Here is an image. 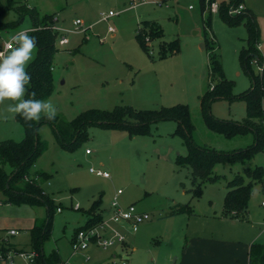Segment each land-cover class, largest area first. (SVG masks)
Listing matches in <instances>:
<instances>
[{
  "label": "rangeland",
  "instance_id": "374dc122",
  "mask_svg": "<svg viewBox=\"0 0 264 264\" xmlns=\"http://www.w3.org/2000/svg\"><path fill=\"white\" fill-rule=\"evenodd\" d=\"M8 1L12 8L0 16V48L18 32L31 36L40 29L32 28L29 15L19 16L18 5L33 8L40 18L52 14V24L58 28L74 29L76 18L83 22L85 31L62 32L55 40L53 89L45 100H51L60 118L71 121L89 110L111 112L131 107L146 111L185 105L198 144L232 150L253 142L252 133L228 139L210 131L200 97L217 79L210 69L212 50L226 79L233 82L234 95L247 90L251 76L260 73L262 66L251 53L264 60V0L242 1L244 8L254 13L258 30L256 51L247 56L246 67L240 62L249 36L245 20L226 24L218 9H207L208 0L203 13L199 0H0L3 5ZM214 1L219 5L230 0ZM110 10L117 14L108 22L100 20L101 14ZM209 15L211 27L206 28L203 19ZM146 22L157 27L160 35L151 40L145 37L149 44L144 50L135 33L139 27L148 30ZM108 25L114 27V33L107 32ZM61 35L68 38L67 44H59ZM35 56L36 49L33 59ZM9 103L0 104V141H20L23 127L8 111ZM206 113L219 120L241 122L246 104L241 99H212ZM176 126L174 120H163L151 124L145 134L129 135L124 129L89 123L85 136L72 149H65L51 126L42 123L38 134L47 149L32 169L47 174V179L38 182L53 202L51 233L43 242V253L48 256L57 251L62 258L69 257V264H112V252L116 258L127 255L128 264H247L249 243L264 242V180H253L247 204L239 213L224 215V200L232 188L228 182L243 174L244 168L261 166L264 170V140L261 150L249 158L217 162L212 173L218 180L201 184L199 195L194 196L190 168L175 162L177 154L187 153L181 136L173 134ZM91 167L106 171L109 177L90 172ZM243 182H248L247 177ZM118 189L120 207L133 203L149 219L136 231H129L123 245L107 249L90 245L71 255L70 239L88 220L93 201L99 199L100 207L91 217L100 212L107 219ZM4 200L6 195L0 191V254L14 257L12 262L0 259V264H27L18 254L31 249L28 229L36 218L45 219V206ZM181 205L188 206L190 214L169 216ZM11 228L16 229L15 235L7 233ZM96 252L84 260L85 255Z\"/></svg>",
  "mask_w": 264,
  "mask_h": 264
},
{
  "label": "trees",
  "instance_id": "16d2710c",
  "mask_svg": "<svg viewBox=\"0 0 264 264\" xmlns=\"http://www.w3.org/2000/svg\"><path fill=\"white\" fill-rule=\"evenodd\" d=\"M205 1L199 0L201 13L205 10ZM214 0H208L210 4ZM243 0H230L228 3L222 2L218 6V15L226 24H238L245 20V28L249 34L246 39V47L241 49V65L247 66V56L256 51L257 26L254 13L251 9L245 8L240 14H228L231 6L236 7ZM12 8L8 1L7 5L0 2V16L8 9ZM15 10L21 17L29 15L32 28L40 27L32 31V35L37 38L36 56L27 66L26 71L31 75V87L28 89L25 98L30 99L31 93L35 92L36 98L47 99L53 89L52 82V55L57 51L55 40L57 31L52 28V14L39 17L33 8L25 4L15 6ZM206 28L211 27V16L203 19ZM148 30L140 27L135 33L136 39L140 42L144 50L149 42L144 41L147 37L160 35L157 27L146 22ZM212 50V47H211ZM256 61L261 63L258 53H251ZM210 69L217 77L216 82L200 97L201 108L204 112V122L206 127L215 133L223 135L225 138H233L247 133L253 134V142L246 148L223 150L220 148L208 147L198 144L193 138V122L185 105H174L161 109L135 111L131 107L115 109L111 112L101 110H89L79 114L74 120H66L56 116L54 121L41 119L38 123L26 122L22 117L16 115V119L23 127L24 136L20 141L3 140L0 141V191L6 195V203H28L30 205H44L47 215L44 220L36 218L33 226L29 228L30 248L37 253L33 264H56L61 258L57 251H53L48 256L43 253V242L51 233V218L53 202L49 196L42 192V187L38 179H47V174L33 170L32 166L36 158L47 149L46 141L42 140L38 134V128L42 123H47L53 129L59 145L65 149H72L76 143L85 136L84 128L89 123H96L103 127H113L126 130L129 135L145 134L153 123L163 120H174L177 123L173 134L178 133L187 147L185 155H176L175 162L178 165H185L190 168L191 184L190 191L194 196L199 195L200 186L205 182H215L218 176L214 175L213 168L217 162H234L240 159L249 158L257 151L261 150L264 140V106L262 99L264 96V66L259 74L251 76L250 87L237 94H232L233 82L226 79L221 62L217 59L215 52L210 51ZM241 99L246 104V117L241 122L219 120L206 113L207 103L212 99ZM206 114V115H205ZM126 116L129 118L127 119ZM37 176V178H35ZM243 177H247L248 182H243ZM264 180V170L261 166L255 168L246 167L243 174H237L228 182L232 188L228 190L224 200V215L231 214L232 211L238 213L246 206L250 195V187L253 180ZM100 200H94L88 210L90 215L88 220L76 230L87 228L99 224L103 220L100 212L94 217L92 213L99 210ZM189 207L181 205L169 216L188 212ZM190 213V211H189ZM41 221V222H40ZM247 264H264V243L254 241L249 244Z\"/></svg>",
  "mask_w": 264,
  "mask_h": 264
},
{
  "label": "built area",
  "instance_id": "2783aa9c",
  "mask_svg": "<svg viewBox=\"0 0 264 264\" xmlns=\"http://www.w3.org/2000/svg\"><path fill=\"white\" fill-rule=\"evenodd\" d=\"M218 3L212 1L210 4L207 3V9L211 10L212 12H216L218 9ZM192 7L191 5L189 6ZM244 5L242 3L238 4L236 7L231 6L228 10L229 14H238L244 10ZM117 12L115 11H108L107 13H102L100 20L108 22V20L115 16ZM74 29H65V28H58L56 26H52L54 30L57 31V34H61L62 32L65 33H74V32H83L85 31L83 27V22L76 18L72 22ZM22 32V31H21ZM108 33H114L115 29L113 26L108 25L107 27ZM19 33V32H18ZM17 33V34H18ZM57 35V36H58ZM15 36V35H13ZM4 40L2 47L0 48V52H4L5 54L9 51L8 45L12 44L14 47L15 42L12 41L10 38ZM68 38L65 35H61L59 39V44H67ZM262 63V64H261ZM261 63H259L261 68L259 67V72H261L264 66V60L261 58ZM87 153H90V149L86 150ZM90 172L95 173L98 176L109 177V174L106 171L95 170L92 167L89 168ZM37 178V176L35 177ZM121 193V189H118L113 197V201L111 202L112 213L109 218H103L102 222L87 228H80L75 230L73 236L70 240V248H71V255L86 250L89 248L90 245H94L100 249H107L116 244H125L126 237L129 231H136L137 226L148 220L149 215L144 211H139L135 204L131 203L125 208H122L117 203V196ZM264 205V202H262ZM79 206H75V209H78ZM58 211L61 209L58 208ZM125 229V230H124ZM7 233L9 235H15L16 229H8ZM16 256V255H15ZM18 256L25 257L27 259V264H33L37 253L32 250H24L23 252L19 253ZM14 256L5 254H0V259H7L9 262H12ZM90 256L85 255L84 260H88ZM112 264H128L126 258L121 256L119 258L114 257L112 260ZM56 264H69V258L60 259ZM146 264H153V263H146Z\"/></svg>",
  "mask_w": 264,
  "mask_h": 264
},
{
  "label": "clouds",
  "instance_id": "9594fccd",
  "mask_svg": "<svg viewBox=\"0 0 264 264\" xmlns=\"http://www.w3.org/2000/svg\"><path fill=\"white\" fill-rule=\"evenodd\" d=\"M10 39L17 46L9 44L7 54L0 52V104L10 102L8 111L29 123L54 121L58 109L51 100L37 99L35 92L31 93L32 98H25L32 80L26 68L33 60L37 38L22 31Z\"/></svg>",
  "mask_w": 264,
  "mask_h": 264
},
{
  "label": "crops",
  "instance_id": "0c3cea01",
  "mask_svg": "<svg viewBox=\"0 0 264 264\" xmlns=\"http://www.w3.org/2000/svg\"><path fill=\"white\" fill-rule=\"evenodd\" d=\"M6 54H7V53H6ZM90 153H91V152H90ZM138 210H139V209H138ZM139 211H141V210H139ZM187 213H188V212L179 213V214H187ZM179 214H175V215H179ZM188 214H190V213H188ZM84 223H85V222H84ZM32 226H33V225H32ZM32 226H31V227H32ZM31 227H30V228H31ZM11 229H14V228H11ZM28 230H29V229H28ZM72 236H73V235H72ZM71 238H72V237H71ZM70 240H71V239H70ZM263 243H264V242H263ZM249 244H250V243H249ZM122 247H123V246H122ZM248 248H249V245H248ZM57 253H58V252H57ZM97 254H98V252H96V253H92V254L89 255V256H90V257H91V256L93 257V256H95V255H97ZM58 255H59V253H58ZM59 256H60V255H59ZM109 256H115V257H116L117 255L115 254V252H112V254L109 255ZM123 256H124L126 259L128 258L127 255H123ZM60 258H61V259H64V258H62V256H60ZM66 258H69V257L67 256ZM66 258H65V259H66ZM247 258H248V257H247ZM89 259H90V258H89ZM89 259H88V260H89ZM85 261H87V260H85Z\"/></svg>",
  "mask_w": 264,
  "mask_h": 264
}]
</instances>
